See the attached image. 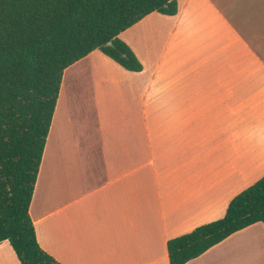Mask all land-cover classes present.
<instances>
[{
    "label": "crops",
    "instance_id": "crops-1",
    "mask_svg": "<svg viewBox=\"0 0 264 264\" xmlns=\"http://www.w3.org/2000/svg\"><path fill=\"white\" fill-rule=\"evenodd\" d=\"M176 3L120 33L141 71L95 49L63 72L29 208L62 264H170L264 175V0ZM185 264H264V224Z\"/></svg>",
    "mask_w": 264,
    "mask_h": 264
},
{
    "label": "trees",
    "instance_id": "trees-1",
    "mask_svg": "<svg viewBox=\"0 0 264 264\" xmlns=\"http://www.w3.org/2000/svg\"><path fill=\"white\" fill-rule=\"evenodd\" d=\"M152 12L176 14V0H0V242L20 264H62L40 246L29 208L64 70L99 49L141 71L119 35ZM256 222L264 224V175L223 217L169 239V262L185 264Z\"/></svg>",
    "mask_w": 264,
    "mask_h": 264
}]
</instances>
